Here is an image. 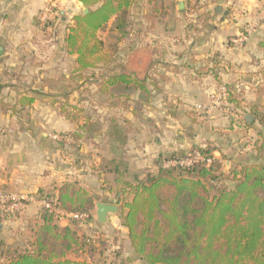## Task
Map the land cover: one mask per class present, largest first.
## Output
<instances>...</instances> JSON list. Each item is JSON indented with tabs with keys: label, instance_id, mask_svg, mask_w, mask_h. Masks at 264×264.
Here are the masks:
<instances>
[{
	"label": "crops",
	"instance_id": "obj_1",
	"mask_svg": "<svg viewBox=\"0 0 264 264\" xmlns=\"http://www.w3.org/2000/svg\"><path fill=\"white\" fill-rule=\"evenodd\" d=\"M88 11L79 0H0V187L29 197L22 210L0 207L3 249L33 240L43 222L41 190L73 183L94 194L96 205L117 206L104 180L109 161L157 174L161 155L195 144L218 147L216 155L229 158L226 171L249 159L255 130L234 119L264 106V0H132L125 25L114 15L99 30L108 61L79 75L65 39L73 17ZM241 35L243 43L231 41ZM120 73L146 90L106 83ZM223 84L239 95L238 108H210ZM65 102L77 106L74 120L61 112ZM115 130L126 135L122 148ZM73 131L82 136L53 138ZM57 222L106 238L142 264L118 208L104 222L97 206L89 220L63 211Z\"/></svg>",
	"mask_w": 264,
	"mask_h": 264
},
{
	"label": "trees",
	"instance_id": "obj_2",
	"mask_svg": "<svg viewBox=\"0 0 264 264\" xmlns=\"http://www.w3.org/2000/svg\"><path fill=\"white\" fill-rule=\"evenodd\" d=\"M79 1L89 11L73 17L65 41L68 52L77 55L76 71L82 75L108 61L110 54L99 30L114 15L120 26L125 25L132 0ZM132 82L146 90L124 73L106 79L108 85ZM226 86V101L238 108L239 95ZM72 106L65 102L61 112L74 120L77 117L71 114L79 110ZM247 115L234 121L254 128L257 138L249 159L233 162L228 171L229 158L217 156L218 147L198 144L161 155L157 174L141 176L112 161L103 166L135 259L142 264H264V106L251 107ZM112 134L122 148L126 135L119 130ZM59 135L61 142L82 136L78 131ZM196 153L200 157L192 164L183 162ZM40 198L58 210L87 213L90 218L96 209V196L73 183L41 190ZM57 216L42 206L43 222L33 240L26 247H0V264H108V260L134 264L120 249L113 250L106 238L79 234L76 226L60 225Z\"/></svg>",
	"mask_w": 264,
	"mask_h": 264
},
{
	"label": "built area",
	"instance_id": "obj_3",
	"mask_svg": "<svg viewBox=\"0 0 264 264\" xmlns=\"http://www.w3.org/2000/svg\"><path fill=\"white\" fill-rule=\"evenodd\" d=\"M247 39V35H241L240 37H235L232 38L231 41L233 43H243ZM228 95V89L226 85H220L218 89H216L212 94V105L213 106H221L225 110H229L230 107L232 106L230 103L226 101V97ZM201 107V105H200ZM53 138L60 140L63 138L62 135L59 134H54ZM200 154L196 153L195 158H190L186 159L183 161L186 164H192L195 159L199 158ZM29 200V197L26 195L20 194L18 192H11L4 190L3 188L0 187V207L4 208L7 211H16V210H22L26 207L27 201ZM41 204L42 206L49 208L50 210L55 211L57 214L62 213V210L56 209L53 204L46 200V199H41ZM74 219L78 220H89L90 215L87 213H71ZM113 264H126L124 262L121 263H113Z\"/></svg>",
	"mask_w": 264,
	"mask_h": 264
},
{
	"label": "water",
	"instance_id": "obj_4",
	"mask_svg": "<svg viewBox=\"0 0 264 264\" xmlns=\"http://www.w3.org/2000/svg\"><path fill=\"white\" fill-rule=\"evenodd\" d=\"M2 52H3V47H0V56H1ZM228 163H229V161H228ZM96 206H97V214H98L99 220L101 222H104L106 220L107 213L117 210V206L109 205V204H105V203H97Z\"/></svg>",
	"mask_w": 264,
	"mask_h": 264
},
{
	"label": "rangeland",
	"instance_id": "obj_5",
	"mask_svg": "<svg viewBox=\"0 0 264 264\" xmlns=\"http://www.w3.org/2000/svg\"><path fill=\"white\" fill-rule=\"evenodd\" d=\"M52 19H53V18H51L49 21H52ZM49 24H50V22H49ZM211 94H212V93H211ZM210 99H211V106H210V108H211V107H214V106L212 105V97H211V95H210ZM201 107L203 108V107H205V106L202 105ZM216 107H217V105H216ZM253 133H254V134H252V135L249 137V139H248L249 143H252V145H253L255 139L257 138V136H256V132L253 131ZM252 148H253V147H252ZM252 148H251V150H252ZM251 150H250V151H251ZM250 151H247V152L245 153V155L248 154V153H250ZM225 165H226V164H225ZM225 167H226V166H225ZM107 263L109 264V260L107 261Z\"/></svg>",
	"mask_w": 264,
	"mask_h": 264
}]
</instances>
